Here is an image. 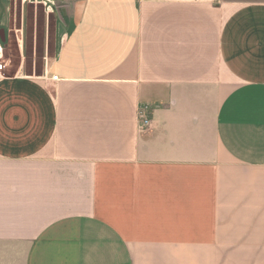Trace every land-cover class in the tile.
Masks as SVG:
<instances>
[{"label":"crops","instance_id":"crops-1","mask_svg":"<svg viewBox=\"0 0 264 264\" xmlns=\"http://www.w3.org/2000/svg\"><path fill=\"white\" fill-rule=\"evenodd\" d=\"M57 2L0 80V264H264V0Z\"/></svg>","mask_w":264,"mask_h":264},{"label":"rangeland","instance_id":"rangeland-1","mask_svg":"<svg viewBox=\"0 0 264 264\" xmlns=\"http://www.w3.org/2000/svg\"><path fill=\"white\" fill-rule=\"evenodd\" d=\"M0 42L8 74L42 76L58 51L63 12L57 0H1Z\"/></svg>","mask_w":264,"mask_h":264},{"label":"built area","instance_id":"built-area-1","mask_svg":"<svg viewBox=\"0 0 264 264\" xmlns=\"http://www.w3.org/2000/svg\"><path fill=\"white\" fill-rule=\"evenodd\" d=\"M8 77V61L5 55V46L0 42V80ZM53 80H58L57 76L53 77ZM151 120L148 117L147 108H140L138 111V128L140 131H144L150 126Z\"/></svg>","mask_w":264,"mask_h":264}]
</instances>
